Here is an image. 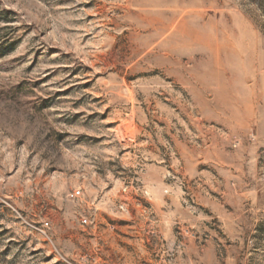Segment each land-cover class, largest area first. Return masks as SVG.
I'll return each instance as SVG.
<instances>
[{
    "label": "rangeland",
    "instance_id": "374dc122",
    "mask_svg": "<svg viewBox=\"0 0 264 264\" xmlns=\"http://www.w3.org/2000/svg\"><path fill=\"white\" fill-rule=\"evenodd\" d=\"M0 264H264V0H0Z\"/></svg>",
    "mask_w": 264,
    "mask_h": 264
},
{
    "label": "built area",
    "instance_id": "2783aa9c",
    "mask_svg": "<svg viewBox=\"0 0 264 264\" xmlns=\"http://www.w3.org/2000/svg\"><path fill=\"white\" fill-rule=\"evenodd\" d=\"M81 191L80 190H76L72 192V197H77L78 195H80Z\"/></svg>",
    "mask_w": 264,
    "mask_h": 264
}]
</instances>
